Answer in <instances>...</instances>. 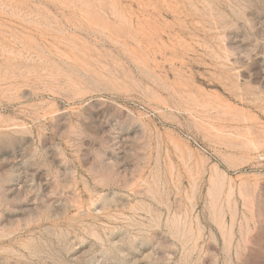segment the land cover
Returning <instances> with one entry per match:
<instances>
[{"label": "rangeland", "instance_id": "obj_1", "mask_svg": "<svg viewBox=\"0 0 264 264\" xmlns=\"http://www.w3.org/2000/svg\"><path fill=\"white\" fill-rule=\"evenodd\" d=\"M0 264H264V0H0Z\"/></svg>", "mask_w": 264, "mask_h": 264}]
</instances>
